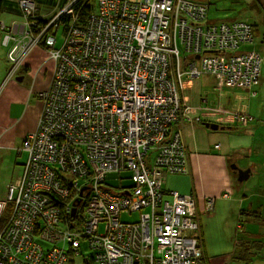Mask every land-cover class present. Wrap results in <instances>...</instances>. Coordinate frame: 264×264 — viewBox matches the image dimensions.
<instances>
[{
	"label": "built area",
	"instance_id": "obj_1",
	"mask_svg": "<svg viewBox=\"0 0 264 264\" xmlns=\"http://www.w3.org/2000/svg\"><path fill=\"white\" fill-rule=\"evenodd\" d=\"M17 2L25 20L33 19L35 2ZM94 5L80 26H74L77 16L69 4L37 29L36 39L42 38L55 66L49 86L37 94L43 109L36 130L23 140L27 159L5 193L4 203L11 208L0 225V264L70 263L59 247L44 252L35 244L36 221L42 223L41 240L71 243L72 258L80 256L78 239L83 237L100 264H204L197 242L184 236L197 228L191 218L193 197L170 191L173 202L162 200L164 169L173 174L186 170L180 133L169 138L167 128L185 114L178 96L183 76H214L219 85L245 90L258 83L259 55H229L251 40V27H204L205 8L191 0H97ZM67 15L72 16L68 26L63 23ZM58 27L65 30L55 49V38L44 35ZM12 29L24 27L14 24ZM5 38L15 43L7 54L14 62L29 41L19 34ZM177 42L191 56L180 58ZM149 149L157 151L152 160ZM121 173L134 182L124 195L105 184L121 180ZM127 206H150V212L136 224H123L119 215ZM63 213L71 223L83 215V224L76 231L74 223L64 231L55 229ZM99 223L105 225L102 231H97ZM102 239L107 246L95 250ZM14 253H23V259Z\"/></svg>",
	"mask_w": 264,
	"mask_h": 264
},
{
	"label": "crops",
	"instance_id": "obj_2",
	"mask_svg": "<svg viewBox=\"0 0 264 264\" xmlns=\"http://www.w3.org/2000/svg\"><path fill=\"white\" fill-rule=\"evenodd\" d=\"M34 1L38 9L37 19L42 22L50 18L61 7H63L65 0ZM6 20H8L9 24L6 23ZM12 22H19L23 24L29 33V28L25 23V18L21 16L20 7L17 2L15 3L13 0H0V25L3 24V28H0V33L4 34L2 40L3 45H7L9 43V41L5 43L4 39ZM54 66L55 63L49 58L47 51H44L43 48L36 47V49L32 50L29 56L23 58L22 66L14 73L13 76H11L10 80L8 79L9 81L7 80L0 84V117L4 119L3 125H0V166L1 156L5 153H11L10 160L13 165H15L16 156H20V154H22L20 153L21 142L27 131L29 132L34 130L42 108L39 100V102L36 103L33 100L34 98L30 97L49 86ZM24 75H28V79L33 83V88H27L26 85H23V82H17V78L24 79ZM8 76H6V78ZM38 78H42V85L40 87H38L37 84ZM205 88L208 87L203 85L200 80H186V82L182 84L181 89V96L184 102L187 105L192 106L193 111H195L194 113L201 112L202 119H209L213 122L224 125L232 123L231 120L233 114H240L241 112L237 111L236 104L238 103V100L243 101L245 96L247 104L246 106L242 104V106L246 110H244V112L251 115L252 100H250L247 93L243 91H236V93H238L236 99L234 98V101L231 100L232 110H229L228 113L224 111V115L222 116L208 109L204 111L202 109L201 111L199 102L201 95L205 93ZM209 88H213V86ZM240 93H245L246 95L242 97L240 96ZM220 103L223 104L222 99L220 100ZM244 112L242 114H246ZM256 112L257 111L254 113ZM186 127L188 129H186ZM186 127H184L185 129L182 128L181 132L187 153L190 175L192 178V190L197 195L199 206H201V202L204 197L210 195L219 196V194L224 193L226 190L227 192H232L233 190L231 180L229 176H227L228 171L225 163V166L223 167L222 165L219 170L215 167V165L219 166L221 160L226 158L225 153L228 149L227 142L229 135L226 134V131H220V129L215 132L206 131L203 125L196 124L193 127ZM215 145H219V149L223 148L225 151L221 154L212 153L210 151V147ZM213 157L218 159L212 160ZM231 169L233 170L232 167ZM219 171H221L224 175L221 176V178ZM225 176L227 181H225ZM226 182L227 185L222 186V184H226ZM219 187H222V189ZM181 188L183 187L181 186ZM179 190L181 189L179 188ZM244 197H240L241 199L239 201L231 200L229 202L219 199L220 201H216L219 202L216 203L212 213L203 214L200 217L202 243L208 259V264H229L234 254L236 253L237 255L238 252H241V259L238 260L239 264L240 262L241 264H252L249 258L253 256L252 252L258 249L255 247H252V249L248 248L250 246H248L249 243H247V241L249 240L248 238L251 233L246 232V229L249 230V226H246V224L249 223L246 222L248 220L251 223V220H255L253 218L254 214L252 215V213L254 210H260L261 212V207L255 204H253V206H251V204L249 206L244 204ZM241 206L250 211L249 213H251V217H246L248 212H242ZM261 215L264 216V208ZM230 222H232V224H229ZM243 222L246 224L243 225ZM255 222L256 221H254V223ZM259 222L261 224V221ZM255 224H257V222ZM231 231H235L234 238L239 233L248 235L249 237L247 240L242 241V243L237 239L232 240L231 243H229L227 241V236ZM262 252L264 254V248ZM262 256L264 257V255ZM260 264H264V259L260 260Z\"/></svg>",
	"mask_w": 264,
	"mask_h": 264
},
{
	"label": "trees",
	"instance_id": "obj_3",
	"mask_svg": "<svg viewBox=\"0 0 264 264\" xmlns=\"http://www.w3.org/2000/svg\"><path fill=\"white\" fill-rule=\"evenodd\" d=\"M13 1L15 3L17 2V0H13ZM206 1H212V0H191V2H193V3L197 4V5L203 6L205 8L206 19H205V22L202 24V26L205 27V26H211V25L215 26V25H219V24L242 23L244 25H247V26L251 27L252 35H251V40L249 42H246L245 44H241L239 49L242 46H246V45L251 44L253 42V40L255 39V37L257 35V34H255V25L254 24L252 25V24H249V23H247L245 21H242V20H239V19L212 21L211 19H209V16H208V13H209V10H210V3H207ZM95 2H97V0H93V2L91 0H65L64 1V6H67V5L70 4L72 12L77 16V20L75 21L74 26H80L81 24H83L85 22V19L91 13L92 9L94 10ZM256 3L260 4L259 5V9L264 12V0H256ZM17 4H18V2H17ZM18 6H19V4H18ZM35 6H36V3H35ZM63 7H61V8H63ZM20 13H21L22 17L25 15L24 11H22L21 8H20ZM71 21H72V16L71 15L64 16L63 23H65L66 26L71 25ZM36 22H37V26L36 27H31V31H32V33L34 35L37 34V32H38L37 29H41V28H43L45 26V23H42L41 21H39L37 19V17H36ZM59 28L60 27H58V28H48L46 30V33H45L44 36H51V37L54 38V32H55V30H58ZM61 30H62V34H63L65 29L61 28ZM260 40H261L260 43L263 44L264 43V34H262ZM14 44L15 43H11V46H10L8 52L10 51V49L12 48V46ZM42 48L43 49L46 48L44 44H42ZM178 49H179V54H180V52H182V54L184 56L185 55L191 56V54L184 53V50L182 51V47L179 46V43H178ZM239 49H237L236 52ZM44 51H46V50L44 49ZM8 52L6 54H8ZM236 52L233 51L229 55H234V54H236ZM243 52H253L254 54L259 55L260 58H261L260 77H259L258 83L252 85L249 88V90H245V89H241L239 87H228L225 84L224 85H222V84L219 85V81L214 76H208V75L199 76V78H201V77H210V78H212L214 80V84L212 85L213 88H208L209 91L208 92L205 91V93H203L201 95V97H200L199 106H200V110L201 111H202V109H203V111L208 109L210 111L215 112L214 110H216L220 106V107L224 108L223 110L225 112L228 113L230 109H228L227 107L228 106L231 107V100L229 98H227L225 101L222 100L223 101V104H222V103H220L221 99L217 97L218 95L222 96V92L223 91H228V92L244 91V92L247 93L248 97L253 93V96L249 97L250 100H252L251 101V105H252L253 101H256L254 99H256L259 96V93L256 91V88H258V87L260 88L261 85H262V82H263L262 67L264 65V55L262 53H260L259 51H256V50L241 51V52H237V53H243ZM203 54L209 55V56H211V55L218 56L219 55L218 53H216L214 51H205ZM227 54H228V52L224 53V55H227ZM222 56H223V54H222ZM180 58H181V56H180ZM6 62L11 65V70L15 69V71H17V67L16 66L12 67L13 66V62L12 61H10V60L7 61V59H6ZM185 63H186V61L182 60V68L185 67ZM19 64L22 66V63H19ZM180 80H181V85H182L185 80H195V79H190V78H187V77L183 76V77L180 78ZM209 95L213 96V100H211V101L208 100V96ZM178 96L180 98L179 99L180 100V102H179L180 107L183 108V110L185 111V114L181 116V118H182L181 122H175L173 124L171 123L168 126L167 131H171L169 138L171 136H173L177 132L180 133V138H181V130L186 125L188 127H193L196 124L200 125L199 123H208V124L214 123L215 125H217V127L219 126V128L221 126H223L224 127L223 129H225V130H221L220 129V131H226V134L229 135L228 142H227V144H228L227 148L228 149H227V152L225 153V157H226V159H228V158L233 159V160H231L233 162H231V161L227 162L228 163V167L231 168L232 166H236V168L240 169L242 172H244L245 170H249V172L247 174L248 177L245 180H239V175L237 174V171H230L229 178H230L232 186H233L232 192L229 193L228 195H226V197H223V194H227L228 193L227 191H225L224 193L219 194L218 197L212 199V206H214V208H215L216 203H218L222 199L227 201V202H229V201L232 200V196H234V195H237L239 197H244L245 196V197H251V198L254 197L255 199L258 198L260 200V202H256L254 204L255 205H259V207H261V212H260V210H257V211L254 210L252 215L254 214L253 218L255 220H251V223L247 220L246 223H249V224L245 223L246 226H249L248 227L249 230L246 229V232L251 233L250 237L248 235H243V234L239 233L234 238L235 231L234 232L231 231V232L228 233L227 241L229 243H231L232 240H236L237 239L238 241L240 240L241 243H242V241L247 240V238L249 237L248 238L249 240L247 241V243H249L248 246L255 247L256 249H258L257 246L260 247V249L252 252L253 253L252 261L253 260H257V257L264 258V257H261L262 255H264L263 252H262L263 248H264V227H263L264 226V216L261 215L262 211H263V208H264V120H263L264 119V115L262 117L263 119L258 120L259 125H260L259 126L260 128H258V129L254 127L255 126L254 123L258 119V118H256L257 117V112L254 113V114L251 113V115H249L247 113L244 114V115L235 114L234 116H232L233 117V119L231 120L232 123L227 124V125L219 124V123L213 122L212 120H209V119H206V120L204 118L202 119L201 118L202 117L201 116V112L194 113L195 111H193L192 106L187 105L184 102V100H183V98L181 96V90H179V95ZM262 107L264 108V100H263ZM179 126H180V128H179ZM261 127H263V131H262ZM219 128L216 131H218ZM204 129H206L205 126H204ZM206 131H214L215 132V130H210V129H208ZM258 133H261V134L258 135ZM180 143H181V146H183L184 150H185V146H184L185 144H184V141H183V137L180 139ZM218 149H219V145H215V146L210 147V151L212 153H214V154H221L222 152L225 151V150H223V148H221L219 150ZM149 152H148V155L150 156L149 159L152 160L153 157L156 156V154H157L156 152L157 151H154L153 149H151ZM81 154L85 158V154L82 153V152H81ZM185 156H186V160L183 163V166L186 167L185 172H180V173H175V174H180V175H188L189 174L190 175V170H189V166H188L189 164H188V161H187V153H186V151H185ZM236 156H238V157L236 158ZM242 156H244V157H242ZM234 158H236V159H234ZM26 159H27V154H26ZM26 159H25V161H26ZM152 165H153L152 161H150L149 162V166H152ZM164 170H165V173L161 177V184H160L161 185L160 186L161 190L164 193V195L162 196V200H166L167 202H169L171 204L173 202V197L170 196L169 194H167L170 191H167L165 189V186H166V181H167L168 176L173 174V173H170L166 169H164ZM130 180H131V185L123 186L122 189L128 190V188H129V190H130V188L133 187L134 182H133V180L131 178H130ZM11 183H8L7 188H8V186ZM105 184L108 187H111L112 189H116V190L119 189V187H115V185H112L110 183L109 184L105 183ZM179 187H181V185ZM177 189H179V188H177ZM171 192H177V191L171 190ZM178 194L179 195H189V196L193 197V199L195 201V211H196V213H195V215L191 216V218L194 219L195 221H197V228L194 229V230L185 231L184 236L188 237V238H191V239H194L197 242V247L200 249V253H201L200 260L204 264H208V259H207V256L205 254L204 248H203L202 237H201V229H200V226H201L200 225V217L203 214H205L202 211V205L199 206L198 200H197V195L195 194V192H193V190H191V192L188 193V194L187 193L186 194L178 193ZM54 198H55V200H57L59 198V196H55ZM217 200H219V201L216 202ZM67 205H69V203ZM243 210L248 212L246 214L247 215L246 217H249V216L251 217V213H249L250 211L248 209L245 208ZM213 211H214V209H213ZM213 211H211V213ZM122 212H123L122 214H128V215H129V213H131L128 206ZM138 212H140V214L141 213H149L150 212V206H147L146 208H142V210L138 211ZM9 214H10V209H6L5 211H3L1 213V215H0V225H2V222H4V223L6 222L7 218L9 217ZM260 216H261V219H260ZM83 221H84V217L82 215L80 219H78L77 221L73 222L74 224H76L75 231L77 230V226H79L78 224H83ZM119 221H121L123 224H131L132 225V224L138 223L139 222V218H138L137 221H124L123 219H119ZM254 221H256L257 224H255L256 222L254 223ZM259 221H261V224H260ZM73 223H71L70 215L63 213V214H61V217H59V219H58V224L54 225L53 227L55 229H59V230H63L64 231L65 229H70L72 226H74ZM229 224H232V222H230ZM245 224L243 222V225H245ZM34 225H35L34 229H35L36 232H35V235H33V236L35 237V244L36 245H39L40 247H42L44 252H47L46 250L52 248V246L59 247L60 250H62L63 252H66L67 254L70 255V257L68 259V261L70 262L69 264H76L75 258H72V257H74V253H75L76 250L72 247L70 242L69 243H67L66 241H64L62 243L61 242H56V243H54L51 246V243L49 241H45V240H41L40 239L41 231L39 229L42 227V223L39 222V221H36ZM243 225H241V226H243ZM97 227H98L97 231H102L103 228L105 227V225H104V223H99L97 225ZM257 236H259V237H257ZM231 237H233V238H231ZM78 241H79V250H77V252H78V254H80L81 253L80 247L82 245H85L86 248H88V247H87V241L85 240V238L80 237L78 239ZM257 243H259V245ZM240 253L238 252L237 255H236V253L234 254V256L236 255V260L241 259ZM14 255L17 258L23 259V255L24 254L23 253H17V254L14 253ZM249 260L251 262V258H249ZM83 264H100V263L94 262L91 259H89V260H85L83 262ZM240 264H241V262H240Z\"/></svg>",
	"mask_w": 264,
	"mask_h": 264
},
{
	"label": "rangeland",
	"instance_id": "obj_4",
	"mask_svg": "<svg viewBox=\"0 0 264 264\" xmlns=\"http://www.w3.org/2000/svg\"><path fill=\"white\" fill-rule=\"evenodd\" d=\"M206 2L210 3V10H209L208 16H209V19H211L212 21L239 19V20L245 21V22H247L249 24H252V25L254 24L255 25V34H257L255 39L253 40V42L251 44H248L246 46H242L237 52L256 50V51H259L260 53H262L264 55V43L263 44L260 43V41H261L260 38H261L262 34H264V12L259 9V5L260 4H257L256 0H212V1H206ZM37 16H38V13L35 10V12L33 14L34 18L33 19L28 18L29 20H25L26 24L28 22L27 27L29 28V33L27 32V28L25 29L24 26H23L24 29H21V30H18V31H16L15 29H12V26L14 24H16L19 27L21 25V23H19V22H12L10 24V28L8 30L9 34H6V35H10V37L19 34V35L22 36V39L26 40V42L29 41L27 46H25V48L23 50L21 49L22 51L17 56V59L14 62L12 61L13 62V66L12 67L16 66L17 67V71L21 67V65L19 63H22L24 57L29 56V54L32 52V50L36 49V47L42 48V44H43L41 42L42 38L39 39V40H38V38L36 39L38 32H37L36 35H34L32 33V31H31V23L36 22L34 19ZM49 19L50 18L42 21V23L46 24L47 20H49ZM6 23L9 24L8 20H6ZM36 26H37V22H36V25L34 27H36ZM3 37H4V34L0 33V84L5 81L8 72H9L10 76H13L14 73L16 72L15 69L11 70V65L6 62V59H7V61H9L8 55L6 53L8 52V50H9V48L11 46V43H12L11 38L8 39V41L9 40L10 41H9V43L7 45H3L2 44ZM54 38H55L54 48L55 49H59L61 47V45H62V42H63V34H62L61 28H59L58 30H55ZM4 41L6 43L7 39L5 38ZM44 49L46 50V48H44ZM180 56L182 58V56H183L182 52H180ZM262 71H263V75H262L263 82H262V85H261L260 88L259 87L256 88V91L259 93V96L256 99H254L256 101L252 102V108H251V113L252 114H254V112L257 111V117L256 118H258V119L254 123L255 124L254 127L257 128V129L260 128L258 120L263 119L262 117L264 115V111H263L264 108L262 107L263 100H264V65L262 67ZM27 76L28 75H24V83H23V85H26L27 88L28 87L33 88V83L28 79ZM52 77H53V72H52L51 80H52ZM14 78H15V76H14ZM51 80H50V82H51ZM198 80H200L202 82V84L206 85V87H208V88L211 87L214 84V80L212 78H210V77H201ZM185 82H186V80L184 81V83ZM37 84H38V87H40L42 85V78L41 79L38 78ZM208 88H205V91L208 92L209 91ZM237 95H238V93H236V91L235 92L223 91L222 92V96L218 95L217 97L222 99V100H224V101L227 98H229L230 100L234 101V98L236 99ZM245 95H246L245 93H240V96H242V97H244ZM252 96H253V94H251L249 97H252ZM30 98H34L33 100L36 103L39 102L38 98H37V94H34V96H32ZM33 100H31V101H33ZM208 100L209 101L213 100V96L209 95L208 96ZM242 104L246 106V104H247L246 96L243 99V101L238 100V103L236 104L237 105V111L238 112L241 111L240 114H242L244 112V110H245V108L242 106ZM42 107H43V105H42ZM227 108L230 109V111L232 110V108L230 106H228ZM42 109L43 108H41V111H42ZM218 113H220V112H218ZM244 113H246V112H244ZM220 115L222 116L224 114L221 113ZM234 115L235 114H233V116ZM242 115H244V114H242ZM38 119H39V117H38ZM232 119H233V117H232ZM3 121H4V119L2 117H0V125H3ZM261 128H262V131H263V127H261ZM186 129H188V128L186 127ZM35 130H36V126H35L34 130H32V131H35ZM29 133H30V131L29 132L27 131L25 133V136L28 135ZM259 134H261V133H258V135ZM182 137L183 136H182V132H181V138ZM23 140H24V138H23ZM23 140L21 142V147H20L21 148V150H20L21 152L20 153H22V154L18 153V154H20V156H16L15 165H13V163L10 160L11 153L7 152L3 156H1V166H0V206L2 207V209L0 208V215L6 209H10L11 208L10 204L4 203L5 193L7 191L8 183H11L12 181H14V179L17 176H20L22 167L24 165L23 163L25 162V159H26V153L24 152L25 151V147H24V144H23ZM22 147L24 149H22ZM18 152H19V150H18ZM237 157L238 156H236V158ZM242 157H244V156H242ZM236 158H234V159H236ZM215 159H218V158H215V157L212 158V160H215ZM231 160H233V159H230V158L222 159L220 165L219 166L215 165V167H217L218 170H219L222 165H223V167L226 165L227 171H228L227 172V176H229V171H231L232 169L228 167V163L227 162L231 161ZM231 162H233V161H231ZM224 163H225V165H224ZM232 167H233V170L237 171L236 166H232ZM219 174H220V178H221V176H224L221 171H219ZM237 174L239 175V172H237ZM129 177H130V174L121 173V175H120V179L121 180H109L106 183H108V184L110 183L112 185H115V187H118L119 185H121V186H129V185H131V180H130ZM225 179H226V176H225ZM225 181H227V179ZM180 185L183 188L179 187ZM224 185H227V182H226V184H222V186H224ZM177 188H180L181 190H179ZM219 188L222 189V187H219ZM165 189L167 191L175 190V191H177L180 194H186V193L188 194V193H190L191 190H192V178H191V175H189V174L188 175H180V174H171V175H169L168 178H167V181H166ZM229 193H231V192H228L227 194H223V197H226V195H228ZM87 194H88L87 192H84L82 194V197L87 195ZM210 196H212V197H210ZM210 196L204 197L202 199V202H201L202 211L205 212V209L210 208V210H207L209 212V214L214 209V206H212L211 200L216 198V197H218L216 195L215 196L210 195ZM240 199L241 198L239 196H237V195L232 196V200H234V201H239ZM197 200H198V197H197ZM243 201H244L243 203L248 205V206L250 204H251V206H253V204L255 202H260V200L258 198L255 199L254 197L253 198L244 197ZM198 204H199V202H198ZM243 209H244L243 206H241L242 212H244ZM122 213L123 212L120 213L119 219H123L124 221H137L138 218L140 217V215H139L140 212H131V213H129V215L128 214H122ZM257 237H259V236H257ZM105 241H108V240L107 239H102L100 241L97 240L96 243H95V248L94 249L95 250H99L101 245L104 246V247L107 246ZM257 244L259 245V243H257ZM52 245L53 244H51V246ZM241 248H242V246H241ZM248 248L252 249V246H250ZM257 248L260 249L259 246H257ZM125 250H126V248H125ZM80 251H81V253H80L79 258L76 259V264H83V262L85 260H89V259L93 260L94 253L91 250H89V248H86L85 245H82L80 247ZM261 257H263V256H261ZM252 258H253V256L251 257V263L252 264H260V260L264 259V258L257 257V260H253L252 261ZM229 264H239V261L236 260V255L232 258V260H230Z\"/></svg>",
	"mask_w": 264,
	"mask_h": 264
},
{
	"label": "flooded vegetation",
	"instance_id": "obj_5",
	"mask_svg": "<svg viewBox=\"0 0 264 264\" xmlns=\"http://www.w3.org/2000/svg\"><path fill=\"white\" fill-rule=\"evenodd\" d=\"M7 34H8V32H7ZM9 75V76H8ZM7 78L5 79V81H7L8 79L10 80V78H11V76H10V74L8 73L7 74ZM8 80V81H9ZM17 82H20V83H24V79L23 78H21V80H18ZM43 91V90H42ZM41 92V91H40ZM39 92H37L36 94H38ZM38 98V97H37ZM39 100V99H38ZM40 101V100H39ZM40 103H41V106L43 105V103H42V101H40ZM217 114H221V113H223L224 114V110H223V108L222 107H218L216 110H214ZM218 112H220V113H218ZM40 115H41V112H40V114H39V116L38 117H40ZM200 125H203V127L205 126L206 127V130H208V129H210L209 128V126L210 125H213L214 123H211V124H208V123H199ZM221 127H223V126H221ZM179 128H180V126H179ZM218 128H219V126H218ZM217 128V129H218ZM224 128V127H223ZM216 129V130H217ZM220 129V128H219ZM210 130H212V129H210ZM215 130V131H216ZM223 130V129H222ZM148 151H150V149L148 150ZM150 153V152H149ZM150 157V156H149ZM231 171H235V170H231ZM237 172H239V173H241L242 171L240 170V169H238L237 168ZM122 187L123 186H121V185H119V189L118 190H114V189H112L111 187H110V191L112 192V193H117V194H120V195H124L125 194V191H124V189H122Z\"/></svg>",
	"mask_w": 264,
	"mask_h": 264
},
{
	"label": "water",
	"instance_id": "obj_6",
	"mask_svg": "<svg viewBox=\"0 0 264 264\" xmlns=\"http://www.w3.org/2000/svg\"><path fill=\"white\" fill-rule=\"evenodd\" d=\"M17 79H18V80H21V78H17ZM209 128L212 129V130H216L218 127H217V125L213 124V125H210ZM220 129L222 130L223 127H220ZM248 172H249V170H245L244 172L239 173V180H245V179H247V177H248V175H247ZM83 189H84V188H83ZM73 213H74V210H73L72 214H73Z\"/></svg>",
	"mask_w": 264,
	"mask_h": 264
},
{
	"label": "clouds",
	"instance_id": "obj_7",
	"mask_svg": "<svg viewBox=\"0 0 264 264\" xmlns=\"http://www.w3.org/2000/svg\"><path fill=\"white\" fill-rule=\"evenodd\" d=\"M10 41V40H9ZM185 151H186V149H185ZM119 187V186H118ZM116 190V189H115ZM142 210V209H141ZM141 210H130V212H138V211H141ZM205 214H208L209 212L208 211H205L204 212ZM142 214V213H141ZM140 214V215H141ZM90 250V249H89ZM80 255V254H79ZM79 258V257H78ZM77 259V257L75 258V260ZM93 261V260H92Z\"/></svg>",
	"mask_w": 264,
	"mask_h": 264
}]
</instances>
